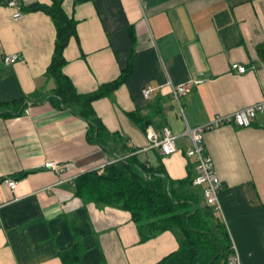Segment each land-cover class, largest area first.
Listing matches in <instances>:
<instances>
[{
    "label": "crops",
    "instance_id": "obj_1",
    "mask_svg": "<svg viewBox=\"0 0 264 264\" xmlns=\"http://www.w3.org/2000/svg\"><path fill=\"white\" fill-rule=\"evenodd\" d=\"M8 1L0 0V103L30 102L22 115L0 117V264H63L61 253L77 243L85 264H158L179 249L175 233L141 242L129 211L83 201L74 181L131 150L152 166L161 160L173 180L194 177L187 127L264 100V0H63L76 22L63 72L78 93L116 80L132 60L126 82L93 103L110 134L107 148L87 140L85 120L47 99L56 87L46 76L57 39L53 19L43 11L15 19ZM9 54L19 59L5 65ZM235 63L247 71L233 70ZM169 81L195 82L183 111ZM147 86L155 88L149 99ZM133 112L153 124L142 129ZM164 127L179 136L171 156L148 148L147 130ZM204 144L222 182L219 215L242 264H264V114L250 127H215ZM48 160L60 171L46 169ZM9 178L17 180L14 192Z\"/></svg>",
    "mask_w": 264,
    "mask_h": 264
},
{
    "label": "trees",
    "instance_id": "obj_2",
    "mask_svg": "<svg viewBox=\"0 0 264 264\" xmlns=\"http://www.w3.org/2000/svg\"><path fill=\"white\" fill-rule=\"evenodd\" d=\"M83 1L76 0L77 3ZM62 4L63 0H53L52 5L33 3L27 8L30 12H45L57 28L55 52L46 73L47 77L56 81V87L47 99L85 120L89 124L87 140L107 148L110 134L98 118L93 103L110 96L126 82L132 73V60L116 80L92 93H78L63 72L67 64L64 51L76 35V22L65 14ZM258 51L264 58V43L259 45ZM29 102L23 99L11 104L0 103V117L22 115ZM129 117L142 129L153 124L152 118L140 112L129 113ZM25 175L17 174L15 178ZM193 187V177L173 180L161 160L158 165L152 166L136 150L107 164L101 173L88 172L74 181L75 195L83 201L129 211L141 242L165 231L175 233L179 249L158 264H228L233 251L228 228L222 217L203 203L202 194ZM60 257L63 264H85L80 243L62 252Z\"/></svg>",
    "mask_w": 264,
    "mask_h": 264
},
{
    "label": "built area",
    "instance_id": "obj_3",
    "mask_svg": "<svg viewBox=\"0 0 264 264\" xmlns=\"http://www.w3.org/2000/svg\"><path fill=\"white\" fill-rule=\"evenodd\" d=\"M35 2L37 0H9L7 6L13 11V17L15 19H21L26 14L27 8ZM18 59L19 57L17 55L9 54L4 56L3 61L5 65H10ZM232 69L240 74L247 71L245 66L239 65L238 63L233 64ZM194 84V81L179 85H174L171 81L167 83L181 111H183L182 99L189 94ZM154 91V87L147 86L143 89L142 93L146 99H149ZM258 114H264V100L228 115H218L208 124L193 128L187 127L182 135L188 137L190 140V147L186 150L185 154L189 159L194 160L195 175L193 177V186L203 187L202 197L205 203L218 214L222 215V208L219 201L222 182L214 170L212 157L206 151L204 136L207 131L223 125H236L240 128L250 127ZM146 136L149 142L148 148L158 150L162 156H171L178 151L177 141L179 136L173 134L168 127L160 130L150 128L147 130ZM44 167L53 172H58L61 169V165L53 160L46 161ZM6 184L11 192H14L17 188V180L15 179H7ZM232 250L228 264H242L233 241Z\"/></svg>",
    "mask_w": 264,
    "mask_h": 264
},
{
    "label": "rangeland",
    "instance_id": "obj_4",
    "mask_svg": "<svg viewBox=\"0 0 264 264\" xmlns=\"http://www.w3.org/2000/svg\"><path fill=\"white\" fill-rule=\"evenodd\" d=\"M197 191L200 192L199 189H197Z\"/></svg>",
    "mask_w": 264,
    "mask_h": 264
}]
</instances>
